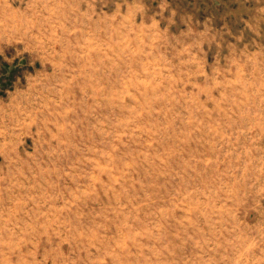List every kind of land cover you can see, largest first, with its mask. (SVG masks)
Segmentation results:
<instances>
[{"label": "rangeland", "instance_id": "374dc122", "mask_svg": "<svg viewBox=\"0 0 264 264\" xmlns=\"http://www.w3.org/2000/svg\"><path fill=\"white\" fill-rule=\"evenodd\" d=\"M0 264H264V0H0Z\"/></svg>", "mask_w": 264, "mask_h": 264}]
</instances>
